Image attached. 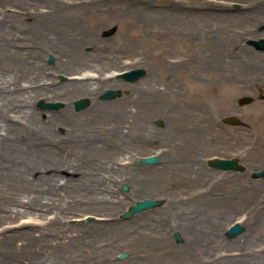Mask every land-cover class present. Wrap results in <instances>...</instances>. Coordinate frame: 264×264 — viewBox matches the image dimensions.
<instances>
[{
  "label": "rangeland",
  "instance_id": "obj_1",
  "mask_svg": "<svg viewBox=\"0 0 264 264\" xmlns=\"http://www.w3.org/2000/svg\"><path fill=\"white\" fill-rule=\"evenodd\" d=\"M235 1L242 2L244 10L249 9L236 13L238 20L230 16ZM257 2L0 0V45L7 43L19 48L21 78L39 74L66 81L67 76L80 72L94 77L112 74L119 80L117 86L107 85L94 95L78 96L71 100V108L75 112L84 109L74 106V101L83 97L90 102L98 99L131 108L133 127L137 117L147 114L145 140L129 143L128 151L134 158L127 154L126 160L132 174L140 176L139 186H145V192L131 195L129 204L116 217L126 223L146 217L154 238L143 257L130 254L126 247L114 252L109 264H155L166 257L181 260L189 246V234L199 235L198 242L208 247V251L192 248L190 254L194 256L209 260L226 252L239 253L242 234L249 232L247 221L261 226L247 243L248 252L264 251V177L251 176L264 167V51L249 43L264 37V17L254 14ZM228 35L231 40L220 44L219 40ZM1 51L0 47V69L5 62ZM136 67L145 68L146 73L134 82L113 72ZM142 87H146L145 92ZM106 89H119L121 94L104 99L101 95ZM245 95L254 100L241 105L238 99ZM142 97L147 98L146 103ZM41 99L62 105L42 108L38 104ZM35 104L43 112H51L66 102L40 97ZM231 114H237L247 124L222 121ZM168 138L176 152L166 158L163 152L172 148ZM122 149L116 148L114 155H106L104 160L122 157L126 146L122 145ZM148 154H157L158 162L135 164ZM213 155L238 157L246 171L215 169L208 164ZM125 184L128 189H124ZM117 186L125 193L132 189L130 181L117 182ZM145 198L157 199L160 204L124 216L131 205ZM21 217L9 222L0 215V264L54 261L53 254L33 251L45 247L43 242L48 243L47 240L26 238L27 233L36 229L32 224L24 226L26 220L37 219ZM97 217L96 213L84 210L66 219L74 224L93 222ZM169 220L173 221L171 228H163L166 225L162 224ZM236 221L244 230L230 237L227 231ZM82 226L78 231L85 229ZM124 252L126 255L121 257ZM81 257L84 260L78 264L103 261L101 255L83 253Z\"/></svg>",
  "mask_w": 264,
  "mask_h": 264
},
{
  "label": "bare ground",
  "instance_id": "obj_2",
  "mask_svg": "<svg viewBox=\"0 0 264 264\" xmlns=\"http://www.w3.org/2000/svg\"><path fill=\"white\" fill-rule=\"evenodd\" d=\"M255 8L254 14L264 17V0H258ZM247 10L233 7L230 16L238 20L236 13L243 14ZM229 37L219 40L220 44L226 45L231 40ZM215 42H218L216 38ZM0 47L5 59L0 69L1 217L9 222L20 215L37 219L23 224L36 228L33 227L35 230L27 233L26 238L47 240L48 243L43 242L45 247L33 251L53 254L54 261L48 259L40 263L38 259L36 264H78L84 260L83 253L101 255L102 264H109L110 256L126 247L130 254L143 257L154 238L146 217L126 223L118 220L116 214L129 204L131 195L145 192V186H139L140 176L132 174L126 160L127 154L128 158H134L128 151L129 143L145 140L146 112L143 117H137L135 127L131 125L134 113L131 108L98 99L75 112L71 108L72 99L94 95L107 85L117 86L119 80L112 74L94 77L89 72L71 74L66 81L39 74L21 78L19 48L7 43ZM145 88H141L143 92ZM40 97L61 98L66 104L57 111L43 112L35 104ZM142 98L146 103L147 98ZM119 139L123 147L126 146L125 153L105 161L106 155H114L118 147L122 149V145L116 143ZM168 139L172 143V139ZM171 149L162 155L173 157L176 152L173 143ZM127 181L132 183L130 193L122 192L117 186V182ZM84 210L96 213L97 220L70 224L66 219ZM247 222L249 232L242 234L239 253L226 252L209 260L194 256L190 254L192 248L208 251V247L198 242L199 235L189 234L186 235L189 246L183 252V259L160 258L155 264H178L184 260L187 264H257V261L264 264V251L248 252L247 244L261 226ZM172 223L169 220L162 224L166 227H162L171 228ZM81 225L85 229L78 231ZM210 235L216 238L214 233Z\"/></svg>",
  "mask_w": 264,
  "mask_h": 264
},
{
  "label": "water",
  "instance_id": "obj_3",
  "mask_svg": "<svg viewBox=\"0 0 264 264\" xmlns=\"http://www.w3.org/2000/svg\"><path fill=\"white\" fill-rule=\"evenodd\" d=\"M114 30L115 29H112L109 32L111 33ZM252 43L257 48L264 49V38H261L258 40H253ZM53 59H54V56L51 54L49 61L52 62ZM145 73H146V70L142 67H139V68L127 71L125 73H122L121 76H123L126 80L136 81L140 77L144 76ZM120 94H121V91L119 89H108L102 94V97L103 98H113V97L120 95ZM251 101H252L251 96H244V97H241L239 99V102L241 104L249 103ZM39 103L43 107H58L61 104V103H46V102H44V100H40ZM88 103H89V100L87 98L77 99L75 101V107H76V109H81V108L86 107L88 105ZM223 120L225 122L231 123V124H244V122L235 115L225 116L223 118ZM158 160H159V158L157 155L146 156V157H142L139 160H137L136 165H140L142 163H155ZM210 163L214 167L223 168V169L238 170V169H244L245 168L242 164H240L238 162V158L215 157V158L210 159ZM263 175H264V168H261L260 170L255 171L253 173L254 177H259V176H263ZM124 189H128V186L126 184L124 185ZM158 204H160V201L157 199H153V198H145V199L139 200L135 204L131 205V207L124 213V216L125 217L129 216L136 211H139V210H142L145 208H149V207H152V206H155ZM243 230H244V226L242 224L236 222L230 227L227 234H228V236L233 237ZM176 237L178 240H180V238H181L179 233H176ZM125 255H126V253H123L121 255V257H124Z\"/></svg>",
  "mask_w": 264,
  "mask_h": 264
},
{
  "label": "flooded vegetation",
  "instance_id": "obj_4",
  "mask_svg": "<svg viewBox=\"0 0 264 264\" xmlns=\"http://www.w3.org/2000/svg\"><path fill=\"white\" fill-rule=\"evenodd\" d=\"M234 8H242V7H240V5L239 6L238 5H235ZM235 172H245V170H242V171L239 170V171H235Z\"/></svg>",
  "mask_w": 264,
  "mask_h": 264
}]
</instances>
